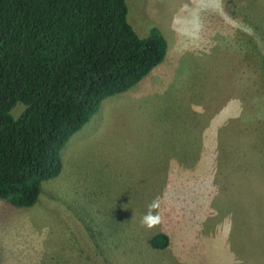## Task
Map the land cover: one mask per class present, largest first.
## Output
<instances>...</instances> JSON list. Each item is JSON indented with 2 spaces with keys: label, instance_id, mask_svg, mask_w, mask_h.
Listing matches in <instances>:
<instances>
[{
  "label": "rangeland",
  "instance_id": "rangeland-1",
  "mask_svg": "<svg viewBox=\"0 0 264 264\" xmlns=\"http://www.w3.org/2000/svg\"><path fill=\"white\" fill-rule=\"evenodd\" d=\"M126 5L138 35L159 28L166 56L70 137L33 206L0 198V264H210L196 248L206 216L232 212L240 253L264 264V0ZM154 200L161 222L146 229ZM157 233L181 244L155 249Z\"/></svg>",
  "mask_w": 264,
  "mask_h": 264
},
{
  "label": "trees",
  "instance_id": "trees-1",
  "mask_svg": "<svg viewBox=\"0 0 264 264\" xmlns=\"http://www.w3.org/2000/svg\"><path fill=\"white\" fill-rule=\"evenodd\" d=\"M127 13L126 0H0V198L33 206L102 101L164 60L159 28L140 36ZM149 242L163 249L169 237Z\"/></svg>",
  "mask_w": 264,
  "mask_h": 264
},
{
  "label": "crops",
  "instance_id": "crops-1",
  "mask_svg": "<svg viewBox=\"0 0 264 264\" xmlns=\"http://www.w3.org/2000/svg\"><path fill=\"white\" fill-rule=\"evenodd\" d=\"M158 68V67H155ZM154 68V70H156ZM153 70V71H154ZM152 71V72H153ZM151 72V73H152ZM182 136H187L181 133H176L175 134V142L177 144L181 143L182 144ZM194 145H197L196 143H192L187 145L188 147H192ZM186 147V146H185ZM225 214V213H223ZM230 217L226 218V214L222 215L220 219H218L217 221H210V217L209 214L206 216V224H205V237H204V241L205 242H197L198 246L196 248L198 249H205L206 251H209L211 256L210 258L212 260H215V262H212L210 260V258L208 257V259L210 260V264H216L219 262V264H228L227 260H231L232 264H256L253 261V257L252 256H248V257H244V253H240L241 251H243L244 246H243V232H241L240 234H237L234 232V227L238 224L237 221V214L235 212L229 213ZM229 221V222H228ZM228 223H230L231 227H232V231L230 232H223V230H228ZM234 225V226H233ZM210 226V227H209ZM230 235V236H229ZM227 236H229V240L227 238ZM253 237V235H252ZM224 238L226 239L224 241ZM179 244H181V242L177 241ZM174 242L172 240L169 239V244L167 247H170L173 243H177ZM241 250L239 251L238 249ZM163 248V249H165ZM157 249V248H155ZM162 250V249H161ZM213 250H217V251H221V256L219 259L215 258L214 255L212 254ZM237 258L245 260L242 261L240 263H237ZM225 262V263H224Z\"/></svg>",
  "mask_w": 264,
  "mask_h": 264
},
{
  "label": "clouds",
  "instance_id": "clouds-1",
  "mask_svg": "<svg viewBox=\"0 0 264 264\" xmlns=\"http://www.w3.org/2000/svg\"><path fill=\"white\" fill-rule=\"evenodd\" d=\"M148 207L149 211L141 219V226L146 229H152L161 222L160 216L158 214H154L153 211L157 209L159 205L158 202L154 200Z\"/></svg>",
  "mask_w": 264,
  "mask_h": 264
}]
</instances>
